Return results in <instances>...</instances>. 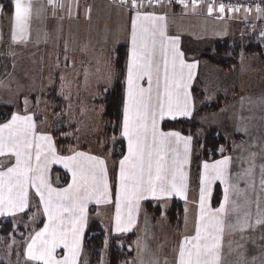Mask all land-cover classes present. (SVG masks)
Returning a JSON list of instances; mask_svg holds the SVG:
<instances>
[{
	"label": "rangeland",
	"instance_id": "1",
	"mask_svg": "<svg viewBox=\"0 0 264 264\" xmlns=\"http://www.w3.org/2000/svg\"><path fill=\"white\" fill-rule=\"evenodd\" d=\"M26 2H30L32 5V14L25 34L26 39L37 40L41 43L44 42V44L39 46L36 44L21 45L19 43L21 41L19 33H17L18 39L13 41V2L10 12L0 7V68L7 75L5 79H1L3 73L0 74V79L2 80L0 82V107L11 106L14 112L16 110H28L40 122L44 123L46 129L52 131L64 129L65 132L60 134V136L72 140V146L76 149L83 150L87 148L89 151L98 152L106 159L104 148L112 144L113 137L111 136V141L108 140L109 138L103 131L105 127L102 118L104 95L101 89L105 90L111 86L114 73L113 50L115 47H96L95 45L84 47L86 43L83 41L82 32L79 31L74 35L77 38L76 40L74 38L75 43H77L75 48L71 46L64 48V45L61 47L64 42L66 43L65 46L68 45L69 33L66 30L59 36L57 31H54L52 23L56 21V17L53 14V10L50 13L46 12V8L50 6V3L44 0H26ZM69 18L68 16H63L57 22L59 25L64 22V27H67L69 26ZM101 23L100 27L93 28L94 30L95 28L97 29L95 33L98 32L103 34V36L106 33L109 34L105 30H109L110 27H103L104 20ZM112 28L117 29V27ZM111 32L114 33L115 30L112 29ZM78 38L81 39L80 43ZM25 42L27 43V41ZM58 43H60L59 49ZM262 49L264 56V47ZM243 71L252 73L251 81H247V83H251V87H248L249 90L251 89L249 92H264V90H261L263 86L261 81L264 83V58L262 59L256 54H242L237 66L232 70L227 71L216 67V72L223 75V77L243 73ZM257 78L262 79L256 80ZM238 82L240 83V81ZM238 82L235 81L236 86ZM255 85H258L257 89ZM199 87L200 84H197L198 90ZM52 88H54L57 95L60 94L63 101L62 104L56 103L55 96H52L49 91ZM20 92L23 94L19 96ZM201 94L203 95L202 102L205 105L217 102V100L213 101L210 99L211 94L209 92L204 94L202 92ZM225 97L227 100H232L229 93ZM233 103L231 113L228 111L216 112L222 107V104L216 111L197 113L195 117V121L198 124L197 136H201L206 129L215 128L219 130L218 126H221L220 129L226 132L224 129L235 126V123L239 125L238 130L243 129L245 125L252 124V122L254 128H258L257 125L259 126L260 129L253 130L252 140H250L251 129H248L249 139L247 141L250 140V142L245 141L247 136H245L244 131L229 137L228 133H223L225 138L231 141L232 145V153L223 157L232 156L235 152L238 160L235 158L236 160L233 159L232 161H235L232 169L236 170L231 171V175L227 174V179L232 180L228 184L234 185V189L230 190L229 213L225 217L226 223H231L236 225V227L231 229L227 226L225 227L222 238L221 264H262V261H264V224H256V220L261 218L258 215L257 201H259V212L264 214V188L261 186V168L264 166V135H262L264 134V96L259 98L250 97L246 102H240L237 99ZM246 103L249 107H247V111H244ZM249 112H251V115ZM256 131L258 132L257 134L255 133ZM120 138H122L121 128ZM191 139L193 143V138L191 137ZM123 141L126 155V142L125 140ZM191 153L192 160L194 154L193 144ZM218 160L220 158L215 161ZM0 161L2 162L0 171L7 170L12 165V161L8 158H0ZM215 161L202 162L198 181H194L192 184H190L189 166V187L185 199L173 197L143 203L141 208L144 211L142 216L144 222L141 226L145 232V235H143L144 239L141 240L142 237L138 233H130L134 235L133 240L130 241L127 247L131 255L122 264H177L180 243L185 237H191L195 234V225L200 212L201 166L203 163L214 164ZM250 167L252 168V174L246 175L245 170ZM212 185L213 183L210 189ZM114 194L115 191L112 195ZM211 194H213V191L210 190V194L208 193L207 195L206 205L216 209L223 201V195H221L219 205L213 206ZM173 200L178 201L182 209L176 223L169 222L167 216ZM29 201V206H35L33 207L35 211L29 214L27 219H24L22 215L28 210L29 206L19 218L1 217L10 218L14 227L24 228L27 232L25 233L22 229L23 232L20 231L18 233L19 237L24 234L21 240L11 235L7 236V238L0 235V264H37L26 259L25 249L32 232L37 229L36 224L42 218V214L39 200L31 196ZM145 203L152 204L151 210L145 209ZM157 208L159 212L155 214L154 211ZM93 209L91 218L99 222L107 237L99 264H107L110 240L113 237L126 236L128 234H113V227L109 217L112 215L110 208L106 209L105 223L96 217L100 215L97 213L98 209L95 207ZM245 214H247V224L252 225L251 227L243 226ZM238 221L239 224L237 223ZM229 233L231 234L229 235ZM251 254L253 255L252 257L250 256ZM78 264H88V255L83 250V241Z\"/></svg>",
	"mask_w": 264,
	"mask_h": 264
},
{
	"label": "snow or ice",
	"instance_id": "2",
	"mask_svg": "<svg viewBox=\"0 0 264 264\" xmlns=\"http://www.w3.org/2000/svg\"><path fill=\"white\" fill-rule=\"evenodd\" d=\"M178 2L185 8L188 6L183 0ZM49 3L55 7L53 0H49ZM120 3L126 4L128 0H120ZM131 6H137L135 0H132ZM13 9L12 39L16 41L19 33V39L23 41L26 39L32 5L26 0H13ZM212 10L209 6V14ZM223 10L224 6L220 5V11ZM149 19L153 21L150 35L149 30L142 25L138 30V21ZM163 19L139 15L132 19V48L127 69V99L123 121V136L128 141V154L120 161L119 184L116 189L117 231L127 232L131 229L134 224L131 210L138 207L142 199L151 197L161 200L172 196L186 198L187 185L182 169L188 161L191 137H182L178 132H162L158 125L159 120L166 116L171 119L191 117L193 99L188 89L196 64L184 62L176 39L169 42L172 49L169 61L168 44L165 43L168 38L163 28H158L155 24V21ZM157 32L159 40L156 38ZM158 46L159 53L164 57L162 83L161 66L157 58ZM145 77L148 81L147 88L140 85ZM34 127L31 116L16 114L8 123L0 126V156L10 153L16 160L14 167L7 172H0V216L24 211L28 206V188H35L49 223L32 237V242L27 245L26 258L39 264H75L80 235L86 223L88 202H110L105 162L80 152L64 158L60 162L72 173V183L63 190L53 189L45 183L43 171L49 162H56L58 158L52 147L51 137L38 136L35 137L37 164L33 165ZM41 141L47 144V151L52 154L50 161L45 156L43 165L39 163L42 155ZM181 144L182 154L178 147ZM173 145L177 147L174 148ZM81 160L87 161L88 166L85 167ZM228 164L229 158L226 157L214 164L203 165L200 212L195 234L185 237L180 243L177 264H221L225 227H236L225 220L230 201L226 174ZM245 174L251 175L252 168L245 170ZM37 180L40 181L39 184L36 183ZM216 180L225 185L224 196L220 206L212 209L206 205V199L211 184ZM261 186L264 188V166L261 168ZM257 205L261 218L256 220V224H264V214L259 212V201ZM124 207L129 213L126 221L122 218ZM243 226H252L247 224V214ZM61 245L66 249V255L63 260L57 261L53 258V252Z\"/></svg>",
	"mask_w": 264,
	"mask_h": 264
},
{
	"label": "crops",
	"instance_id": "3",
	"mask_svg": "<svg viewBox=\"0 0 264 264\" xmlns=\"http://www.w3.org/2000/svg\"><path fill=\"white\" fill-rule=\"evenodd\" d=\"M132 2L126 3V4H121L120 1L118 2H110L107 0H79V1H62L59 4L55 5L53 7V14L56 17V21L52 23L53 28L55 29L54 31H57L58 35H62L61 33L63 31L69 33L68 36V45L65 46V42L61 44V47L64 45V48H69L71 47H76L77 43H75V40L77 39L74 35L76 32H82L83 34V41L86 43L84 47L89 46V45H95L96 47H102V46H107V47H116L120 44H125L127 46L128 50V57H127V66H126V76H125V82H124V99H123V108H122V120H121V137L123 140L126 142V155L128 154V141L127 139L123 136V121H124V108H125V101L127 99V69H128V62L131 54V48H132V41H131V35H132V19L133 17L139 15L140 17H163V20H158L155 21L156 26L162 27L165 33V36L168 38L167 41H165L166 44H168V59L171 61V44L169 43L172 39H176L178 42V49L180 52L183 53V59L185 63L188 64H196V68L193 70L194 71V77L193 80L190 83L189 86V92L192 96L193 99V105H192V115L194 114V110L196 108V100L194 98V93L193 89H197V84H200L199 91L203 94L206 92H209L211 95L210 99L213 101L217 100L218 98H223L224 103L222 104V107L219 108L216 112H225L228 111L231 113V109L233 108V102H235L237 99H239L240 102H246L250 99V97H260L264 96L263 91H256L252 92L255 94L250 93L251 89L249 90V86L251 87V83H247V81H251L252 79V73H248L246 71H243V73L239 74H232L228 75L226 77H223V75L219 74L216 72V67L213 65L211 62H209V59L206 58V54L209 53L208 51L211 49L212 45L216 41H221V40H227L230 41L231 43L235 44H240V45H247L250 42L260 44L261 47H264V10L261 11H230V10H224V11H217V9H213L212 13L209 14L208 8L205 5H197L193 7V5H188L186 8L183 6H177V5H153V4H148V3H136V7L133 8ZM5 11H7L5 8H3ZM111 10V12H110ZM47 12V11H46ZM48 13V12H47ZM68 16L69 18V26L64 27L65 23L61 22L60 25L58 24V19H61L62 17ZM104 20L103 27H110V29H106L105 31H108L109 34L106 33V35L103 36V34L100 33H95L97 29H93L94 27H100L102 24L101 22ZM101 23V24H100ZM109 25V26H108ZM143 26L144 28L149 30V35L150 31L153 27V21L151 19L149 20H141L138 21V30L140 26ZM112 27H117V29H114ZM40 29V27H38ZM115 30V32H111V30ZM97 34V36H95ZM99 34V35H98ZM59 35V36H60ZM74 36V37H73ZM75 38V40H74ZM103 38V39H102ZM110 38V39H109ZM157 40L160 39L159 33L157 32L156 36ZM109 39V40H108ZM121 39V41H120ZM72 40V41H71ZM80 40L78 38V42L80 43ZM27 41V43L25 42ZM81 41V42H83ZM243 44H242V43ZM21 45L23 44H44L41 43L40 41L37 40H23L19 41ZM68 46V47H67ZM26 48V47H25ZM60 48V43H58V49ZM242 54L247 53H241ZM257 56L261 57L262 59L264 58L263 54ZM209 56V55H207ZM240 56L237 60V62L240 59ZM157 58L160 61V66H161V83H162V77H163V60L164 57L159 53V46H158V52H157ZM250 62V61H248ZM237 66V65H236ZM235 66V67H236ZM233 67V68H235ZM220 68V67H219ZM231 68L230 70H232ZM224 70V69H222ZM229 71V70H227ZM10 72V71H9ZM226 72V71H225ZM2 68H0V74H2ZM260 76V74H258ZM7 75L3 73V76L1 79H5ZM222 76V77H220ZM0 79V82L2 81ZM262 78H257L256 80H259ZM224 81V82H222ZM236 82L240 81V83ZM263 86L261 90H264V83L261 81ZM235 84V85H234ZM259 84V83H257ZM141 87L147 88L148 87V81L147 78L140 81ZM256 89L258 88V85H255ZM153 88L155 89V76L153 77ZM229 93L231 96L232 100H227L225 95ZM23 93H19V96ZM234 94V96H233ZM60 96V94H58ZM62 95V94H61ZM246 96V97H244ZM233 103V104H232ZM195 106V107H194ZM37 107V106H36ZM247 107L249 105L246 103V106L244 108V111H247ZM233 111V110H232ZM16 114L19 116H31L32 117V123L35 125L33 129V158H32V163L35 166L37 164V161L35 159V137L38 136H49L51 137V144L52 147L55 149V155L58 158L56 162H49L47 164V168L43 171V178L47 186L56 189V190H63L68 188V186L72 183V173L64 166V164L60 161H62L64 158L74 156L77 152L83 153L85 156H94L97 157L98 159H101L105 162V170H106V176L108 180V185H109V200L110 202L108 203H96L95 200H90L87 205V210H86V223L83 228V232L80 235V240H79V246L77 248V256H76V261L75 264H78L79 262V257L80 253L82 251V241L83 237L86 231L87 224L90 221L91 215L89 213L90 207H95L97 208V213H99V216H96L100 221H103L105 223V216L107 215L106 209L110 208V212H112V215L109 216L111 219V225L113 227V234L115 235H126L130 234L132 232L138 233L139 236H141V240L144 239L143 235H145L144 228L141 226L142 223L144 222L143 220V213L144 211L142 210L141 206L143 205L144 202L146 201H152L156 200L151 197H148L147 199H142L138 203V207H133L131 210V215L134 219V224L131 227V229L127 232H122V231H117L116 230V205H115V200H116V189L119 184V171H120V163L118 166V171H117V182H116V189H115V194H111L110 190V184H109V179H108V172H107V160L100 155L98 152H93L89 151L87 148L78 150L72 145H68L67 147H64V149L67 151L66 154H61L58 150V147L56 145V140L54 136L52 135V130L46 129L44 126V123L36 118V116L32 113H29L28 110L20 111L16 110L10 118L1 124L0 126H3L5 123H8L11 120V117ZM251 115V112H249ZM191 115V117H192ZM231 116V115H230ZM236 116V115H235ZM191 117H177L176 119L179 118H191ZM237 119V118H236ZM164 120H174L171 119L170 117H165L162 120H159V128L162 132H165L161 129L160 125L162 121ZM231 120V118H229ZM235 121V120H234ZM251 123V122H250ZM253 124V122H252ZM252 124H249L248 126L245 125L243 126V129L238 130L237 128L239 127L238 124L235 123V126H230L228 129H224L226 132L223 131V129L219 128L218 131H220L222 134L223 133H228L229 136H233L236 134H240V131H244L245 136L247 138L245 139L246 142H250L252 140L253 136V130L260 129L259 126L257 125L258 128H254ZM226 128V127H224ZM248 129H251L250 131V140L249 139V132ZM166 132H173V131H166ZM264 132V131H263ZM256 134L258 133L257 131L255 132ZM181 135V134H180ZM225 135V134H223ZM264 135V134H262ZM182 136V135H181ZM187 138V136H182ZM264 138V137H263ZM262 138V139H263ZM41 143V160L40 164L43 165L45 163V156L48 157V160H51L52 154L47 151V144L44 142ZM192 139L190 142V150L188 153V161L183 165L182 171L185 174V183L187 185V190L189 187V166H190V161H191V155H192ZM173 147H177L176 145H173ZM179 152L182 154L183 153V145H179ZM262 155V153H260ZM125 155V156H126ZM171 155V153H170ZM237 154L232 156H228L229 158V164L227 166L226 174L231 175V171L236 169H232L234 167L235 161L233 159H237L236 157ZM260 155V156H261ZM234 156V157H233ZM0 158H8L12 161L11 167L15 166L16 160L15 157L12 156L10 153L5 154L0 156ZM226 157L220 158V160L224 159ZM244 158V157H242ZM124 159V158H123ZM122 159V160H123ZM235 159V160H236ZM264 159V158H263ZM218 160V161H220ZM238 160V159H237ZM215 161L214 163H216ZM81 163L87 167L88 162L81 160ZM202 164L201 166V174L204 172V168ZM9 169V168H8ZM7 169V170H8ZM7 170L0 171V172H7ZM54 170H59V172H53ZM64 173V174H63ZM66 174V176H65ZM66 179V180H65ZM232 180H228V183H230ZM37 184L40 183L39 180L36 181ZM219 184L220 187L222 188V195L224 196V187L225 185H222L219 180H216L213 182V186L216 184ZM232 186L234 185H229L230 190L232 191L233 188ZM202 187V185H201ZM212 188L210 189L211 191ZM209 190V194H210ZM46 191V190H45ZM231 193V192H230ZM34 196L39 200L40 208H41V214H42V219H43V224L41 227L37 228L32 232V235L30 239L28 240V243L32 242V237L36 235L37 232H40L44 229L45 225L49 223L48 217L44 213V206L40 201V197L36 194L35 188L29 186L28 188V196H27V204L29 206L30 203V197ZM212 196V194H211ZM210 196V197H211ZM176 197L180 198L178 196H172L171 198ZM233 198V197H232ZM167 199V198H165ZM223 200V197H222ZM28 206L24 209L22 212H17L15 215H7V216H0L1 217H20L21 214H23ZM96 213V214H97ZM128 209L126 207L122 208V218L124 221L127 220L128 217ZM67 215V213H65ZM108 217V216H107ZM231 233H229L230 235ZM223 238V237H222ZM140 240V243H141ZM252 247V246H251ZM27 251V246L26 249ZM250 251H252L250 249ZM26 254V253H25ZM222 254V253H221ZM66 255V249L61 245L55 249L53 252V258L57 261L63 260ZM251 257L253 256L252 254L250 255ZM26 257V255H25ZM250 257V258H251ZM27 259V258H26ZM37 264L39 262L33 261Z\"/></svg>",
	"mask_w": 264,
	"mask_h": 264
},
{
	"label": "trees",
	"instance_id": "4",
	"mask_svg": "<svg viewBox=\"0 0 264 264\" xmlns=\"http://www.w3.org/2000/svg\"><path fill=\"white\" fill-rule=\"evenodd\" d=\"M10 8L11 7H7V11L10 12ZM208 52L209 53H207L205 56L209 59V62L220 67L221 69L230 70L238 64L237 60L241 53L262 55L263 49L260 44L253 42H250L247 45H240L231 43L227 40H221L214 42ZM113 53L114 73L112 83L109 88L105 90H103V88L101 89L104 95V110L102 118L105 123V127L103 131L107 138H109L108 140L111 141L113 137L112 144L107 145L104 148L105 157L107 160L108 179L112 194L114 193L116 186L117 166L119 161L125 155V143L123 139L120 138V128L124 99V81L128 57L127 46L125 44H120L114 48ZM49 91L52 93V96H55V101L57 104L60 105L63 103L62 98L55 93L54 88ZM193 93L196 100V110L191 118H180L173 121H163L161 123L162 130L176 131L193 138L194 154L190 163V184H192L194 181H198L200 164L202 162L215 161L227 154L232 153L231 141L227 140V138H225V136L215 128L206 129L202 132L201 136H197L198 124L195 121L196 114L204 113L206 111H216L220 105L223 104V99L218 98L217 102L205 105V103L202 102L203 95L201 92L194 88ZM13 112L14 109L11 106L0 107V124L6 122ZM64 132V129L53 130L51 132L56 140V145L61 154L67 153L64 147L73 144L72 140L60 136V134H63ZM1 167L2 162L0 161V169ZM53 172L58 173L59 170H54ZM221 195L222 189L217 183L214 186L211 198V203L213 206L219 205L222 197ZM33 207L35 206H29L28 210L22 215L24 219H27L29 214L35 211ZM144 207L146 210H151L152 204L145 203ZM93 208L94 207H91L89 210L90 215L94 211ZM181 211L182 209L180 208V203L173 200L167 212L169 222H178L177 220L179 219L178 217ZM154 212L157 214L159 209H155ZM42 222L43 219L41 218L37 222L36 228H39L42 225ZM22 229L25 231V233L27 232L24 228L14 227L10 218H0V235L4 236L5 238L11 235L16 239L21 240L24 234H21L19 237L18 233L20 231L23 232ZM133 238V234L113 237L110 240L108 246L107 264H122L128 258V256L131 255V252L127 247ZM106 239V234L99 222L90 218L83 238V250L88 255V264H99Z\"/></svg>",
	"mask_w": 264,
	"mask_h": 264
},
{
	"label": "built area",
	"instance_id": "5",
	"mask_svg": "<svg viewBox=\"0 0 264 264\" xmlns=\"http://www.w3.org/2000/svg\"><path fill=\"white\" fill-rule=\"evenodd\" d=\"M49 2V0H44ZM62 1H79V0H53L54 5L59 4ZM110 2H118L120 0H107ZM132 2V0H128ZM13 0H0V7L7 8L11 7ZM135 2L149 3L153 5H177L182 6L178 0H135ZM183 3L187 5H205L208 9L209 6L212 9H217L220 11V5L224 6V10L230 11H257L259 8L260 11L264 10V0H183ZM53 5L50 4L49 7L46 8L48 13L52 12ZM223 10V11H224Z\"/></svg>",
	"mask_w": 264,
	"mask_h": 264
}]
</instances>
